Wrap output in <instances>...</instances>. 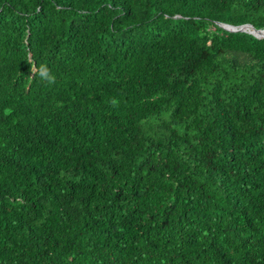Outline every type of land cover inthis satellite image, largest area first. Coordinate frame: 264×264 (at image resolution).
<instances>
[{"label":"trees","instance_id":"obj_1","mask_svg":"<svg viewBox=\"0 0 264 264\" xmlns=\"http://www.w3.org/2000/svg\"><path fill=\"white\" fill-rule=\"evenodd\" d=\"M258 29L264 0H0V264H264Z\"/></svg>","mask_w":264,"mask_h":264},{"label":"clouds","instance_id":"obj_2","mask_svg":"<svg viewBox=\"0 0 264 264\" xmlns=\"http://www.w3.org/2000/svg\"><path fill=\"white\" fill-rule=\"evenodd\" d=\"M30 65V75L35 79L38 78L48 85H53L56 82L55 74L44 63H36L33 61L27 62ZM113 106H116V101H112Z\"/></svg>","mask_w":264,"mask_h":264},{"label":"water","instance_id":"obj_3","mask_svg":"<svg viewBox=\"0 0 264 264\" xmlns=\"http://www.w3.org/2000/svg\"><path fill=\"white\" fill-rule=\"evenodd\" d=\"M226 25V24H225ZM241 29H244V27L243 26H241ZM257 32H264V30H260V29H258V30H256Z\"/></svg>","mask_w":264,"mask_h":264}]
</instances>
